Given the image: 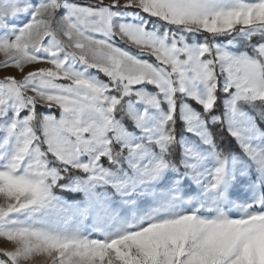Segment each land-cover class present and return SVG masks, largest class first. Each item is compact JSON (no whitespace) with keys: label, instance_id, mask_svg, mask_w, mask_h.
<instances>
[{"label":"snow or ice","instance_id":"6c2138e0","mask_svg":"<svg viewBox=\"0 0 264 264\" xmlns=\"http://www.w3.org/2000/svg\"><path fill=\"white\" fill-rule=\"evenodd\" d=\"M6 69L0 264H264V0H0Z\"/></svg>","mask_w":264,"mask_h":264},{"label":"rangeland","instance_id":"374dc122","mask_svg":"<svg viewBox=\"0 0 264 264\" xmlns=\"http://www.w3.org/2000/svg\"><path fill=\"white\" fill-rule=\"evenodd\" d=\"M80 1H83V0H80ZM108 2H109V0H105V3H108ZM117 43H120V42L117 41ZM121 46L126 47L125 45H122V44H121ZM133 51H134V49H133ZM27 70H31V69H26V71ZM4 75H17V73L12 69L0 70V78H2ZM17 78H19V76H17ZM256 122H258L260 124V126L264 129V122H261V120L259 119V116H257ZM8 246L9 245H7L6 242L0 241V248L8 247Z\"/></svg>","mask_w":264,"mask_h":264},{"label":"trees","instance_id":"16d2710c","mask_svg":"<svg viewBox=\"0 0 264 264\" xmlns=\"http://www.w3.org/2000/svg\"><path fill=\"white\" fill-rule=\"evenodd\" d=\"M80 2H83V1H80ZM252 115L255 116V117H256V120H257V116H259L258 113H256V112H252ZM256 123L259 125V127H260L262 130H264V129L260 126V124H259L258 122H256Z\"/></svg>","mask_w":264,"mask_h":264}]
</instances>
